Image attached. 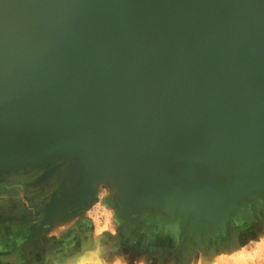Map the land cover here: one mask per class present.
Returning <instances> with one entry per match:
<instances>
[{
	"label": "bare ground",
	"instance_id": "1",
	"mask_svg": "<svg viewBox=\"0 0 264 264\" xmlns=\"http://www.w3.org/2000/svg\"><path fill=\"white\" fill-rule=\"evenodd\" d=\"M0 48L7 53L6 56L0 58V63H4V70H10L22 64L51 65L63 67L64 70L71 67L72 69L69 70L84 72L97 69L104 72L115 69L116 67L112 64H117L121 69L141 71L159 83L150 85L149 91L152 90L154 93H162L165 90L169 92V84L178 85L176 96L181 97L183 102H169L178 103L176 106L182 108L186 107L184 97H187L185 96L187 87L196 78H205V81H209L212 87L218 86L220 81L224 80L226 87L235 88L237 86L234 78L246 79L245 83L250 81L264 85V0H0ZM259 55L262 56L258 59L262 62V69H225V67L239 66L242 63L251 65L256 62V56ZM179 65L206 67L207 69H188L184 73L181 71L184 69L178 67ZM163 67L167 70H163ZM148 89L146 86L144 91ZM253 94H255L253 91L241 90L235 91L232 97L246 99ZM233 98L229 101H234ZM241 100L237 103L240 104ZM243 103L239 106L253 103V101ZM129 108L136 110L133 111L131 117L141 118L145 115L142 119L150 118L149 112L142 111L146 105L141 106L137 97L129 104ZM257 112L264 113V106L252 110V113ZM157 119L158 126L155 125V132L162 134L164 123L161 121L169 122L170 118L169 115L160 114ZM181 122L183 123L179 125H185V121ZM255 123L259 124V121ZM201 127L203 126L196 127V130L187 129L184 132L176 131V133L198 135L203 129ZM247 135H239L240 137L235 138ZM230 138L228 135H222L218 142L222 141L226 145ZM135 141H139L141 147H147L144 148L143 154L137 152L135 148L128 147L127 152H115L119 154L117 155L120 156L119 158L112 154L111 159L108 160V162L115 163L113 173H109V177L118 186L120 193L114 203L122 204L127 200H131L133 204L148 202L149 207L153 208L156 203L151 202L163 192L162 196L164 195L166 199L170 197V200L181 201L178 211H182L187 205H193L195 210L198 209L193 214L195 217H193L194 226L192 227L199 226L203 222L201 224L203 239L212 237L213 229L222 224L224 216L231 219L230 221L237 222L241 220L249 222L253 217L255 218L246 209L243 210L244 213L238 210L229 211L231 201L226 188L236 181L231 177L233 173L221 174V178L228 176L227 180L232 183H225L227 181L223 179L215 180V184L220 185L221 183L222 185L220 189L222 197L214 199L210 197L209 205L205 207L208 194L212 192L215 185H211L214 180L205 177V172L208 168L210 169L207 164L202 166L186 164L185 168L178 167V163L175 162H173L174 165L165 164L163 160L152 155L151 151L157 150L154 142ZM166 143H169V140ZM187 145L191 146L190 149H199L203 153L213 152L219 162H221L220 159L224 160L220 153L224 149L218 148V145H196L194 143ZM17 147L27 152L21 144ZM98 159H102V156ZM100 162L99 167L96 168L94 164H90V168L82 171L79 162L67 163L61 168L62 172H59L61 175L54 179L55 182L53 177L47 181L45 191L50 190L63 178L75 173L77 180L72 189L75 186L80 188L86 186L87 182L95 181L100 173H104L100 171L103 164ZM222 166L223 163L217 162L219 170ZM256 170L261 169L256 168ZM252 172L248 169L245 176ZM10 175L4 174L1 179H6ZM254 176L260 180L264 178V171ZM241 182L246 183L247 180L244 179ZM65 185L66 180L60 186L64 189ZM53 197L54 195L48 206L52 201L57 203ZM256 201L261 206L264 205V197ZM78 203L80 205V202ZM120 204L119 207H121ZM202 205L204 208H200ZM58 208L55 209L58 210ZM184 210L186 212L187 209ZM169 218L173 225L182 224L179 214L174 211L171 212ZM79 221L84 227L90 226L88 219H79ZM185 226L189 227V224ZM134 229L129 226L130 232H134ZM185 232L186 234L193 233L189 228ZM213 237L215 238L214 235ZM85 238L88 237L85 236L81 241L89 242ZM69 245L71 244H59L62 250Z\"/></svg>",
	"mask_w": 264,
	"mask_h": 264
},
{
	"label": "water",
	"instance_id": "2",
	"mask_svg": "<svg viewBox=\"0 0 264 264\" xmlns=\"http://www.w3.org/2000/svg\"><path fill=\"white\" fill-rule=\"evenodd\" d=\"M6 55L0 48V58ZM261 57L256 56V62L251 65L242 63L241 66L225 69H262V62L258 61ZM112 66L116 68L104 72L22 64L4 70V63H0V180L4 174L23 173L55 162H79L81 171L90 168V164L97 168L103 158L102 163L112 154L119 155L115 153L117 151L127 152L128 147L143 154L147 147H141V143L135 140H146L154 142L157 150L149 146L153 150L152 155L165 164L174 165L175 162L182 168L187 167L186 164H207L210 169L205 172V177L214 180L212 186L215 180L232 183L227 180L228 176L221 178V174L233 173L231 177L236 181L226 188L231 201L229 211L238 209L239 198L255 196L258 193H249L264 187V178L258 180V177H253L264 171V113H252L256 107L264 106V85L234 78L235 88L226 87L224 80L212 87L205 78H196L187 87V97H184L186 107L178 108V103L169 102H183L181 97L176 96L178 85L169 84V92L154 93L149 90L150 85L159 84L155 79L141 71L121 69L117 64ZM178 67H182L184 73L188 69H207L187 65ZM162 69L167 70L165 67ZM146 86L148 91H144ZM241 90L255 94L242 100L232 97L235 91ZM136 97L141 106L146 105L142 111L149 112V119H142L145 115L131 117L136 110H131L129 104ZM231 98L235 102L229 101ZM240 100L241 103H253L239 106L241 103L237 102ZM160 114L170 118L169 122L161 121L164 123L162 134L155 132ZM257 120L259 124L255 123ZM181 121H185V125H179L183 123ZM198 126H203L198 135L176 133L196 130ZM245 134L248 135L235 138ZM222 135H228L233 140H229L226 146L222 141L218 142ZM168 140L169 143H166ZM190 143L218 145V148L224 149L220 152L224 160H216L213 152L192 150L187 145ZM19 144L27 152L19 149ZM101 156L102 159H98ZM217 162L223 163L221 170L217 168ZM248 169L255 172L245 176ZM244 179L246 183L241 182ZM221 186V183L213 186L205 207L209 205L210 197H222ZM162 193L158 199L165 198Z\"/></svg>",
	"mask_w": 264,
	"mask_h": 264
},
{
	"label": "rangeland",
	"instance_id": "3",
	"mask_svg": "<svg viewBox=\"0 0 264 264\" xmlns=\"http://www.w3.org/2000/svg\"><path fill=\"white\" fill-rule=\"evenodd\" d=\"M109 159H106L102 164L100 171H104V173H100L99 178L95 177L96 182L89 181L86 186L82 188L76 186L72 190L75 177L67 176L61 180L63 184L66 180L62 194L58 193L57 203H52L53 206L51 204V207L46 206L41 210L37 222L38 232L34 238L25 241L21 238L16 239L18 236L26 234L27 231L22 233L20 230L17 231L16 225L0 222L2 227L0 228V243L7 240L12 241V237L14 240V245L9 250L0 251V264H264V205L261 206L256 201L258 198L264 197V187L249 193L251 195L258 193L257 195L244 199L239 198L237 203L238 212H243L246 209L255 218L253 217L249 222L242 220L237 222L230 221L231 219L224 216L222 224L212 231L215 238L212 235L210 239H203L201 229L203 222L200 221L199 226L192 227L194 226L192 224L193 217H195L193 214L198 211L193 208V205L184 206L182 211H178L181 201L163 197V199H158L161 197L160 194L156 196V202H151L156 203L155 207L158 210L155 207L150 208L148 202L133 204L131 200H127L122 204L114 203L120 194L118 186L109 177V173L114 170L115 165V163L108 162ZM67 163L69 161L45 164L18 174H20L19 177L37 176V179L42 174L40 178L47 181L52 179L59 167H65ZM16 174H11L8 179L17 180ZM56 192L58 190L52 189V193L57 194ZM78 194L80 195L78 196ZM75 198L76 201H74ZM46 199V201L49 200L48 196ZM4 206L3 209L6 208ZM184 209H187L186 212ZM172 211L179 214L182 224L174 225L173 237L172 231L169 232V242L166 247L159 246L161 240H165L163 232L156 231V222H146V217L153 215L159 217V221L163 225L169 224ZM53 214L55 215L51 217ZM79 219H88L90 226L83 227ZM245 219L247 218L245 217ZM187 223L189 227L185 226ZM76 226H78L77 230ZM129 226L131 229L135 227L149 228V231L143 232L142 236L133 237ZM154 227L158 236L150 231ZM187 228L191 229L193 233L186 234ZM180 229H184L183 237L178 233ZM164 235L167 237V234L164 233ZM85 236L88 237L85 239L89 242L83 243L81 239ZM69 239H71L70 242ZM55 243L71 245L58 253H53L54 249L52 248L55 247ZM181 244L188 247L183 254L178 255L177 251L181 252L179 251ZM89 249L90 251H88Z\"/></svg>",
	"mask_w": 264,
	"mask_h": 264
},
{
	"label": "flooded vegetation",
	"instance_id": "4",
	"mask_svg": "<svg viewBox=\"0 0 264 264\" xmlns=\"http://www.w3.org/2000/svg\"><path fill=\"white\" fill-rule=\"evenodd\" d=\"M62 167L63 166L59 167L57 169V171L54 173L53 180L56 177H58L59 175H61L59 172H62V170H61ZM41 175L42 174H40L39 178L41 177ZM15 176H17L16 177L17 180H14V181L9 180L8 179L9 177L6 179L4 178V179L0 180V222L12 223V224L16 225L15 228L17 229V231L20 230L22 233H25L27 231L26 234H23V235L18 236L16 238V239L21 238L23 241H25L26 239L34 238V236L37 234V232H38L37 222L39 219L38 217L41 215V210L45 209L46 206L49 205V203L51 201V197L53 195H54L53 198L55 199L54 201L58 202L59 195L62 194V188L60 186L62 181L60 180L56 185H54L50 190H48L49 192L48 191L46 192L45 188H46L48 180L44 181L41 178H40L41 180L39 178L37 179V176H28V175L23 176L24 177L23 178V177H19L20 174H18V173ZM72 176L75 177V181H76L77 180L76 173L72 174ZM54 182H55V180H54ZM75 188H76V186L72 190H74ZM52 189L58 190L57 194L52 193ZM58 193H59V195H58ZM46 194L48 195V199H49L48 201H46L47 200L46 199L47 196H45ZM11 202H13V203H11ZM52 203H53V201L51 202V204ZM4 205H6V206H4ZM3 206L6 208L3 209ZM159 219H160L159 217L149 215L146 217V222L151 223L152 221H154L157 223L156 231L161 230V232H163V236L165 238V240L164 239L161 240V242L159 243V246L166 247L168 245V242H169L168 241V234L170 231H172V237H173V233L175 232V228H174L175 226L171 222L169 224L165 223L164 224L165 226H164L163 223L161 221H159ZM162 225H163V227H162ZM159 227H160V229H159ZM0 228H2V227L0 226ZM154 229L153 230L151 229L150 231L152 234L156 233L155 234V236H156L158 232H156ZM183 230L184 229H180L178 231V233H180V235L182 237H183L182 234L184 232ZM148 231H149V228H147V229L143 228L142 229V227H135L134 232H133V237H135L137 235L142 236L143 232L146 233ZM164 233L167 234V237L164 235ZM14 238H15V236H14ZM11 240L12 241L7 240L3 243H0V251L4 252V251L9 250L14 245L13 244V242H14L13 237L11 238ZM55 244L56 245H54V246H56V247L53 248L54 249L53 253H58L62 249L58 243H55ZM186 247H185V245L181 244V246H179V251H181V252L177 251L178 255L183 254V252L186 251ZM46 248H48V247H46Z\"/></svg>",
	"mask_w": 264,
	"mask_h": 264
}]
</instances>
